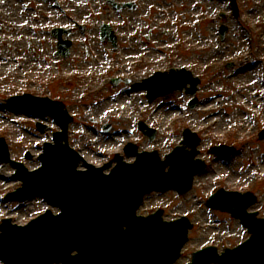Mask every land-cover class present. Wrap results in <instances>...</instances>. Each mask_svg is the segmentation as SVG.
Returning a JSON list of instances; mask_svg holds the SVG:
<instances>
[{"label":"rangeland","instance_id":"obj_1","mask_svg":"<svg viewBox=\"0 0 264 264\" xmlns=\"http://www.w3.org/2000/svg\"><path fill=\"white\" fill-rule=\"evenodd\" d=\"M137 1L140 10L125 16L107 0H63L79 23L88 28L86 33L78 32L72 38L71 57L63 62L55 60V45L43 32L48 40L40 44L36 55L24 52L25 42L4 46L8 50L0 51V60L8 57L9 65L0 69V97L31 87L64 102L74 117L70 145L96 166L107 163L115 153L123 155L128 142L137 144L141 151L158 150L164 158L181 144L186 128L196 132L202 139L199 157L208 164L207 171L196 177L188 194L154 193L139 211L148 215L163 209L169 221L190 218L194 228L177 262L186 264L194 252L204 247L212 245L222 251L249 237L238 220L207 206L209 197L219 189L254 193L259 200L250 210L264 218V139H259L264 128V0H237L238 17L229 3L221 0ZM14 2L0 0V25L5 34L10 30L5 9ZM47 9L52 15L54 10L44 3L41 15L45 21ZM222 13L225 15L220 17ZM125 17L132 19L128 27H124ZM103 23L112 24L117 32V50L102 42L99 28ZM222 25L229 27L224 41L219 33ZM135 26L143 29L142 33L135 32ZM148 30L152 35L147 40ZM18 48L24 56L22 60L16 58L20 57ZM15 60L26 61L28 75H39L48 85L38 87L29 76L26 80L30 84H24ZM231 63L234 66L227 68ZM182 67L201 79L193 109L189 108L193 96L184 91L150 103L145 90L134 89L135 83L155 71ZM112 78L130 83L114 86ZM139 121L157 130L155 141L142 134ZM37 123L47 129H38ZM109 124L112 128L106 133L103 127ZM58 130L51 117L41 119L0 103V137L6 139L12 159L31 171L41 166L43 145L53 142ZM223 145L237 152L228 159L209 153V149ZM15 173L14 165L0 162V223L9 218L13 224L24 226L48 209L58 212L39 197L23 203L5 201L7 193L22 185L13 178Z\"/></svg>","mask_w":264,"mask_h":264},{"label":"water","instance_id":"obj_2","mask_svg":"<svg viewBox=\"0 0 264 264\" xmlns=\"http://www.w3.org/2000/svg\"><path fill=\"white\" fill-rule=\"evenodd\" d=\"M109 32L105 29L104 35ZM187 83L191 84L188 91L194 93L199 81L185 70H172L170 74L158 72L138 87L147 89L153 101ZM19 107L42 117L52 115L63 131L55 134V145L46 144L40 170L29 173L22 164L14 163L24 185L8 199L24 201L39 194L60 207L62 214L53 216L49 211L26 228H14L10 220L5 221L0 235V258L5 264H174L179 259L193 227L190 221L183 217L164 222L162 211L147 218L137 217L136 212L144 196L153 191L175 189L185 194L192 189L195 175L206 169L203 161L195 159L200 143L195 134L186 131L185 146L176 148L165 161L157 152L138 153L129 144L126 153L137 156L134 164L117 156L118 164L109 175L103 171L111 164L99 169L88 165L89 170L81 172L77 167L82 157L68 145L73 118L64 104L40 99ZM0 144L5 148L0 159L9 162L4 140ZM255 202L251 193L221 190L214 195L209 205L240 218L253 237L222 255L216 248H205L193 255L190 264H264V220L247 211ZM73 252L77 254L73 256Z\"/></svg>","mask_w":264,"mask_h":264},{"label":"flooded vegetation","instance_id":"obj_3","mask_svg":"<svg viewBox=\"0 0 264 264\" xmlns=\"http://www.w3.org/2000/svg\"><path fill=\"white\" fill-rule=\"evenodd\" d=\"M27 1L31 4V8L34 11L40 10V6L43 3L52 4L51 6L53 7L54 10H63V0H24L23 2H17V3L11 4L10 7L5 9V13H6L7 9H11V10H9L10 15L8 16V22L9 21H26V20H29V17L27 15H24L21 17H16V13L18 12V10L22 9V5ZM2 6L3 5H0V9L2 8ZM137 9H138V6H137ZM58 19H59V22L61 24L63 17L61 15H59ZM2 30H3V27L0 25V32ZM1 45H3V42H2L1 37H0V46ZM32 51H33L32 43L30 41H27L24 52H32ZM23 88L26 89L27 87H23Z\"/></svg>","mask_w":264,"mask_h":264},{"label":"bare ground","instance_id":"obj_4","mask_svg":"<svg viewBox=\"0 0 264 264\" xmlns=\"http://www.w3.org/2000/svg\"><path fill=\"white\" fill-rule=\"evenodd\" d=\"M56 60H57V58H56Z\"/></svg>","mask_w":264,"mask_h":264}]
</instances>
